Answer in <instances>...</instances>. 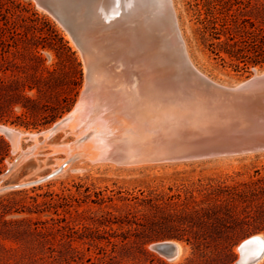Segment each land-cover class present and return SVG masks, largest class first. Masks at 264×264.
I'll return each instance as SVG.
<instances>
[{
    "label": "rangeland",
    "instance_id": "1",
    "mask_svg": "<svg viewBox=\"0 0 264 264\" xmlns=\"http://www.w3.org/2000/svg\"><path fill=\"white\" fill-rule=\"evenodd\" d=\"M172 2L207 77L236 86L264 72L218 57L199 23L211 12L237 36L263 39L264 0ZM84 63L57 15L0 0V128L23 133L15 148L0 131V264H237L239 243L264 234V151L127 168L82 154L86 139L70 127L45 138L79 102ZM172 241L184 245L177 260L154 248Z\"/></svg>",
    "mask_w": 264,
    "mask_h": 264
},
{
    "label": "bare ground",
    "instance_id": "2",
    "mask_svg": "<svg viewBox=\"0 0 264 264\" xmlns=\"http://www.w3.org/2000/svg\"><path fill=\"white\" fill-rule=\"evenodd\" d=\"M35 1L50 12L53 9L61 12L64 6L72 5L74 12L69 15L73 27L71 32L81 45L88 70V80L76 107L51 130L44 132L47 135L45 138L70 127L79 140L86 139L84 145L80 143L84 147L82 154H93L94 160L110 162L118 167L190 161H158L150 158L153 157L154 146L158 145L153 129L160 121L158 108L164 96L158 79L168 61L164 54L158 52L163 43L186 65L192 76L218 92L213 94L217 101L231 107L237 116L247 119L248 125L252 126L250 130L264 131V119L247 115L238 104L229 106L227 100H233L229 92L241 97H253L257 91L254 87L264 85V72L236 86H226L207 77L195 66L183 46L176 17L173 16L172 0ZM200 91L204 95L209 94L203 89ZM5 128L9 134H4L15 148L19 147L23 133L11 126ZM37 136L34 134L32 137ZM33 149L35 147L29 149L30 152ZM253 153L258 152L240 154ZM250 238L253 239L239 250V246ZM178 244L180 251L174 260L181 258L185 252L184 245ZM239 246L238 259L252 261L257 258L251 264L264 260L263 233L247 237Z\"/></svg>",
    "mask_w": 264,
    "mask_h": 264
},
{
    "label": "water",
    "instance_id": "3",
    "mask_svg": "<svg viewBox=\"0 0 264 264\" xmlns=\"http://www.w3.org/2000/svg\"><path fill=\"white\" fill-rule=\"evenodd\" d=\"M64 7L61 12L53 9V13L68 24L72 31L69 15L74 11L71 9V4ZM173 16L175 17L174 13ZM179 33L181 36V32ZM75 40L78 42L76 38ZM181 40L184 48L187 49L183 38ZM158 52L164 54L168 61L161 69L158 79L164 96L158 108L160 121L153 129L154 139L158 145L154 146L151 159L196 160L264 151V131L250 130L252 126L248 125L247 119L237 116L231 107L217 101L213 94L218 92L209 84L201 83L192 76L186 65L168 49L165 43L160 45ZM263 87L264 85L254 87L257 91L249 98L229 92L233 97V100L227 99L229 106L238 104L247 115L264 119ZM200 89L208 91L209 94L204 95ZM0 131L9 134L5 127H1ZM252 239L244 241L239 246V250ZM154 248L169 260H174L180 251L178 242H164ZM256 259L243 261L240 258L237 264H251Z\"/></svg>",
    "mask_w": 264,
    "mask_h": 264
},
{
    "label": "trees",
    "instance_id": "4",
    "mask_svg": "<svg viewBox=\"0 0 264 264\" xmlns=\"http://www.w3.org/2000/svg\"><path fill=\"white\" fill-rule=\"evenodd\" d=\"M199 23L200 31L218 57L224 59V53L237 66L241 63L245 66L264 65V38L251 40L237 36L229 23L211 12H206L203 18L199 17Z\"/></svg>",
    "mask_w": 264,
    "mask_h": 264
}]
</instances>
